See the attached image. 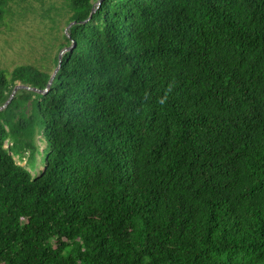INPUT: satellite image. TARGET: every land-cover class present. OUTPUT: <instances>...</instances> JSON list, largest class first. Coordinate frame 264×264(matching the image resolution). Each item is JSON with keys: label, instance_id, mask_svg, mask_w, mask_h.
Segmentation results:
<instances>
[{"label": "trees", "instance_id": "1", "mask_svg": "<svg viewBox=\"0 0 264 264\" xmlns=\"http://www.w3.org/2000/svg\"><path fill=\"white\" fill-rule=\"evenodd\" d=\"M66 1L0 69L74 42L0 110V264H264V0Z\"/></svg>", "mask_w": 264, "mask_h": 264}, {"label": "rangeland", "instance_id": "2", "mask_svg": "<svg viewBox=\"0 0 264 264\" xmlns=\"http://www.w3.org/2000/svg\"><path fill=\"white\" fill-rule=\"evenodd\" d=\"M66 5V0H10L7 13L0 22V69L11 71L17 64L30 63L45 71L51 70L53 57L58 52L55 49L63 36L57 27L52 31L49 27L54 19V23L59 24L58 30H64L63 34L65 29L67 32L64 23ZM36 145L39 150L44 147L39 142ZM34 158L35 167L33 161L28 162V153L24 154L23 160L17 157L15 160L35 177L43 167L38 153Z\"/></svg>", "mask_w": 264, "mask_h": 264}, {"label": "water", "instance_id": "3", "mask_svg": "<svg viewBox=\"0 0 264 264\" xmlns=\"http://www.w3.org/2000/svg\"><path fill=\"white\" fill-rule=\"evenodd\" d=\"M102 1H103V0H99V1L96 3V5L99 6L100 3H101ZM95 10H96V8L93 9L92 12H94ZM73 24H74V22L70 23V24L67 26V29H69ZM65 33H66V35L68 36V34H67V32H66V29H65ZM73 47H74V42L71 41V45H70L69 47H65V48H63V49L60 50L59 55H58V65H57V67L54 69V71L52 72V74H51V76H50V79H49V82H48V84H47V87H46L44 90H38L37 88H32V87H30V86H26V85H23V84H21V83H17V84L14 86L13 91H12V93H11L9 99L6 101V103H5L3 106L0 107V110H2V109H3V108H4V107H5V106H6V105L12 100V98L14 97L15 93H16L18 90L24 89V90H29V91L38 92V93H41V94H42V93H45V92L48 90V88L50 87V85H51V83H52V81H53V79H54V77H55L57 71H58L59 68H60V62H61V57H62V55H63L64 53H66L67 51L71 50Z\"/></svg>", "mask_w": 264, "mask_h": 264}]
</instances>
